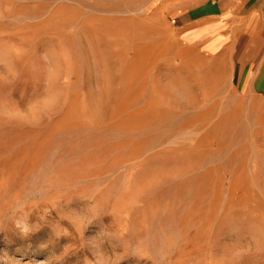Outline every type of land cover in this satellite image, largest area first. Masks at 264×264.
<instances>
[{"label":"rangeland","instance_id":"obj_1","mask_svg":"<svg viewBox=\"0 0 264 264\" xmlns=\"http://www.w3.org/2000/svg\"><path fill=\"white\" fill-rule=\"evenodd\" d=\"M165 1L0 0V264H264L253 41L188 48Z\"/></svg>","mask_w":264,"mask_h":264},{"label":"crops","instance_id":"obj_2","mask_svg":"<svg viewBox=\"0 0 264 264\" xmlns=\"http://www.w3.org/2000/svg\"><path fill=\"white\" fill-rule=\"evenodd\" d=\"M163 6L173 9L186 47L205 55L226 50L234 56L240 40L253 41L238 48L242 53L239 71L257 74L251 76V89L264 82V0H166ZM246 8L252 11L246 16L237 14Z\"/></svg>","mask_w":264,"mask_h":264},{"label":"clouds","instance_id":"obj_3","mask_svg":"<svg viewBox=\"0 0 264 264\" xmlns=\"http://www.w3.org/2000/svg\"><path fill=\"white\" fill-rule=\"evenodd\" d=\"M90 212L91 214L89 216L77 218V223L80 227H83V228L86 227L88 223H90L94 218L99 216L95 212H93L91 209H90ZM19 228L25 233L31 230V226L28 224V217L24 220L23 224L19 226ZM104 235H106L110 239L121 241L120 238L117 235L112 234L111 231L106 232ZM132 252L134 255L142 257L137 250H132ZM112 260L113 259L99 256L97 260L95 261V264H112Z\"/></svg>","mask_w":264,"mask_h":264}]
</instances>
